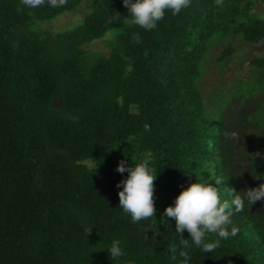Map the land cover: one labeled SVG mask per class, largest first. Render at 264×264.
Masks as SVG:
<instances>
[{
  "label": "trees",
  "instance_id": "trees-1",
  "mask_svg": "<svg viewBox=\"0 0 264 264\" xmlns=\"http://www.w3.org/2000/svg\"><path fill=\"white\" fill-rule=\"evenodd\" d=\"M218 2L191 0L145 31L123 0H68L55 9L0 0V264H115L105 248L113 239L125 251L119 264H183L179 251L190 264H264V226L250 205L234 213L238 233L214 253L192 246L186 230L182 248L175 221L163 216L196 179L222 181V200L232 188L239 193L222 125L205 120L196 77L219 27L257 43L264 17L248 14L250 0H223L222 13ZM81 6L87 11L74 28H42ZM107 34L109 53L82 64L84 45ZM143 159L158 170L157 211L132 223L116 187L128 173L116 168Z\"/></svg>",
  "mask_w": 264,
  "mask_h": 264
},
{
  "label": "rangeland",
  "instance_id": "rangeland-1",
  "mask_svg": "<svg viewBox=\"0 0 264 264\" xmlns=\"http://www.w3.org/2000/svg\"><path fill=\"white\" fill-rule=\"evenodd\" d=\"M250 1L248 14L264 17V0ZM218 3L222 13L224 2L219 0ZM86 11L87 7L81 6L41 26L52 34L70 30L81 22ZM237 19L242 21V16ZM112 40L113 35L107 34L85 44L82 64L90 65L107 55ZM228 47L232 52L223 55ZM259 59H264V38L249 43L242 40L241 35L219 27L208 41L196 77L205 120L215 129L222 125L229 172L239 192L264 184V66L255 64ZM251 207L264 226V202L257 201Z\"/></svg>",
  "mask_w": 264,
  "mask_h": 264
},
{
  "label": "clouds",
  "instance_id": "clouds-1",
  "mask_svg": "<svg viewBox=\"0 0 264 264\" xmlns=\"http://www.w3.org/2000/svg\"><path fill=\"white\" fill-rule=\"evenodd\" d=\"M68 0H20L24 9H38L44 5L50 8H62ZM124 6L131 16V23L145 31L154 30L165 17L166 11L178 15L183 9L190 6L191 0H123ZM132 40L142 44L143 39L136 33ZM261 156L260 153L256 154ZM120 174L128 173L127 177L117 183L121 189L119 195V208L130 217L132 223L153 218L155 208V185L158 170L153 161L143 159L139 163L126 166L120 162L116 168ZM222 181H215V186L203 179H196L175 197L173 204L165 208L163 216L175 221L176 234L181 241V247H189L187 240L182 238L185 230L190 234L192 246L200 248L204 253H214L221 240L235 237L238 228L233 225L234 213L242 212L246 205L252 206L257 201L264 202V184L258 188L237 192L235 189L228 193L230 199H221L219 185ZM214 234L217 239L214 243H205L209 235ZM115 264L125 255L122 241L113 239L105 247ZM176 251V249H173ZM183 264H190L191 256L187 251H179Z\"/></svg>",
  "mask_w": 264,
  "mask_h": 264
}]
</instances>
